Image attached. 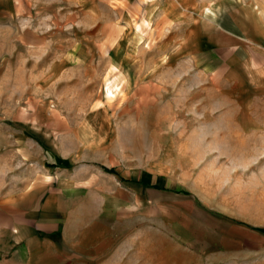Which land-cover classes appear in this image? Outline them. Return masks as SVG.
Instances as JSON below:
<instances>
[{"label": "rangeland", "instance_id": "1", "mask_svg": "<svg viewBox=\"0 0 264 264\" xmlns=\"http://www.w3.org/2000/svg\"><path fill=\"white\" fill-rule=\"evenodd\" d=\"M30 1L0 21V159L25 129L28 173L45 136L174 193L122 196L56 264H264V0Z\"/></svg>", "mask_w": 264, "mask_h": 264}, {"label": "crops", "instance_id": "2", "mask_svg": "<svg viewBox=\"0 0 264 264\" xmlns=\"http://www.w3.org/2000/svg\"><path fill=\"white\" fill-rule=\"evenodd\" d=\"M27 1L31 2L0 0V21L21 18L20 12H16L15 16L14 8L11 11L10 6L19 7ZM227 34L232 37L222 42L206 34L202 45L197 43L199 52L191 56L194 65L197 54L210 57L226 48L237 51L243 39L236 34ZM196 66L205 71L216 72L221 69L213 68L211 62L205 63L203 67L201 63ZM254 66L251 68L255 69ZM263 68L264 64H261ZM90 126L98 128L94 131L99 145L101 129L96 125ZM35 130L34 127L36 133ZM22 134L16 141L18 158L11 162L5 157L0 159V262L3 264L59 263L65 256L66 248L74 249L80 244L87 222L97 223L100 218L106 217L105 208L108 205L115 208L108 212L109 215L122 216V209L115 206L121 205L122 196H133L137 210L139 203L150 208L153 206V191L174 194L167 187H156L153 174L146 173L139 179L137 171L108 166L104 157L98 154L93 160L57 156L55 150L60 148L57 139H47L44 135V138L28 136L33 141L32 146L45 154L43 162L39 157H31L33 162L30 164L39 160L40 170L36 175L28 173L25 129ZM41 139H44V143ZM106 191L110 194L107 195ZM114 191L118 193L113 194ZM143 191L149 192L151 196L138 197V193L142 194Z\"/></svg>", "mask_w": 264, "mask_h": 264}]
</instances>
